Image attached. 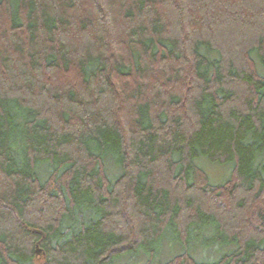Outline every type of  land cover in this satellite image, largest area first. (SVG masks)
I'll use <instances>...</instances> for the list:
<instances>
[{
  "label": "trees",
  "instance_id": "trees-1",
  "mask_svg": "<svg viewBox=\"0 0 264 264\" xmlns=\"http://www.w3.org/2000/svg\"><path fill=\"white\" fill-rule=\"evenodd\" d=\"M39 257L264 264V0H0V264Z\"/></svg>",
  "mask_w": 264,
  "mask_h": 264
},
{
  "label": "rangeland",
  "instance_id": "rangeland-1",
  "mask_svg": "<svg viewBox=\"0 0 264 264\" xmlns=\"http://www.w3.org/2000/svg\"><path fill=\"white\" fill-rule=\"evenodd\" d=\"M233 35L236 36L235 33ZM233 37L232 38L230 37V40L231 41L234 40V42H235V39ZM202 165L206 169L212 183L221 184L224 181L228 180L229 171L227 170L226 167H223L221 165H211V164H208L206 162L205 163L202 162ZM36 263L37 264H43L44 260L41 257H39L38 261H36Z\"/></svg>",
  "mask_w": 264,
  "mask_h": 264
},
{
  "label": "water",
  "instance_id": "water-1",
  "mask_svg": "<svg viewBox=\"0 0 264 264\" xmlns=\"http://www.w3.org/2000/svg\"><path fill=\"white\" fill-rule=\"evenodd\" d=\"M29 231H30V232L32 231V232L37 233V234H41L40 231H36V230H29ZM36 250H37V254H40L41 250L39 249L38 246H36Z\"/></svg>",
  "mask_w": 264,
  "mask_h": 264
}]
</instances>
